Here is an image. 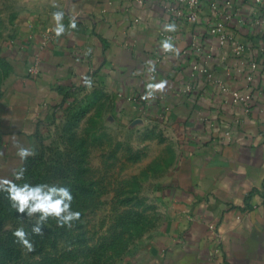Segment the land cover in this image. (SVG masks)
<instances>
[{
  "label": "crops",
  "instance_id": "crops-1",
  "mask_svg": "<svg viewBox=\"0 0 264 264\" xmlns=\"http://www.w3.org/2000/svg\"><path fill=\"white\" fill-rule=\"evenodd\" d=\"M42 6L60 9L23 22L5 94L12 141L33 133L51 106L87 86L88 77L128 110L166 118L180 147L169 191L174 223L154 264H264V31L237 28L247 46L240 58L208 34V0L197 24L177 17L175 0H44ZM236 6L249 20L252 2ZM61 10L66 30L58 37L52 13ZM73 17L75 29L68 27ZM168 23L177 30L165 32ZM167 36L179 56L162 50ZM250 60L260 65L253 80ZM36 62L39 73L29 75ZM160 80L166 89L142 99L147 85ZM234 92L242 99L235 102Z\"/></svg>",
  "mask_w": 264,
  "mask_h": 264
},
{
  "label": "rangeland",
  "instance_id": "rangeland-1",
  "mask_svg": "<svg viewBox=\"0 0 264 264\" xmlns=\"http://www.w3.org/2000/svg\"><path fill=\"white\" fill-rule=\"evenodd\" d=\"M43 2L0 0V180H12L24 164L17 146L31 148L44 158L43 170H59L39 184L69 188L71 209L81 217L71 228L49 217L42 235L32 231L40 213L6 219L0 264H154L174 223L169 191L181 153L166 118L128 110L105 88L77 86L51 106L33 133L11 139L5 94L23 22L38 11L60 9ZM20 227L33 251L14 235Z\"/></svg>",
  "mask_w": 264,
  "mask_h": 264
},
{
  "label": "clouds",
  "instance_id": "clouds-1",
  "mask_svg": "<svg viewBox=\"0 0 264 264\" xmlns=\"http://www.w3.org/2000/svg\"><path fill=\"white\" fill-rule=\"evenodd\" d=\"M55 6V5H54ZM64 17V12L55 11L52 13V19L56 22L53 31L56 36H60L65 32V26L61 23ZM69 28H76V20L73 17L68 25ZM165 32H174L177 30L175 23H168L164 25ZM161 48L164 52H172L176 56H179L180 49L175 47L172 43V37L167 36L161 42ZM150 71L155 72V64L151 61ZM85 84L90 88L91 80L88 77L84 78ZM167 80H160L157 83H149L147 85L148 91L142 97V99L148 100L155 97V93L163 92L167 87ZM35 152L31 148H26L22 145L17 146V155L23 160L30 155H34ZM23 169L16 174V179H21L23 176ZM6 186V187H5ZM0 188H3L8 193V198L12 201V206L17 209L21 214L27 213L28 216H32L36 213H40L35 225L33 226V233L42 235V225L48 220L49 217L56 219L58 226L72 227V222L79 220L81 217L80 211H73L71 209V201L73 196L71 191L67 187L47 186L45 184H39L31 186L28 183H24L23 186H19L12 180L4 179L0 180ZM45 188L47 190L45 191ZM14 235L19 239L21 244L28 250L33 251V243L27 238V233L23 227L17 228Z\"/></svg>",
  "mask_w": 264,
  "mask_h": 264
},
{
  "label": "built area",
  "instance_id": "built-area-1",
  "mask_svg": "<svg viewBox=\"0 0 264 264\" xmlns=\"http://www.w3.org/2000/svg\"><path fill=\"white\" fill-rule=\"evenodd\" d=\"M179 5L176 11L178 18L187 20L189 23L197 24L200 20L201 4L203 0H175ZM213 11V17L208 26V34L216 37L220 46H229L236 56L242 58L247 52V46L238 38L239 27L249 24L253 30L264 31V0H250L253 4V11L249 20H245L241 14V8L236 6L237 0H208ZM248 21V22H247ZM236 22V23H234ZM237 27H236V26ZM229 26L236 28L229 29ZM249 74L247 78L253 80L260 71V65L255 60H250ZM207 73L206 70H201ZM39 73V66L36 62L28 68L29 75ZM212 77V74H208ZM234 101L242 99L239 92H234Z\"/></svg>",
  "mask_w": 264,
  "mask_h": 264
},
{
  "label": "trees",
  "instance_id": "trees-1",
  "mask_svg": "<svg viewBox=\"0 0 264 264\" xmlns=\"http://www.w3.org/2000/svg\"><path fill=\"white\" fill-rule=\"evenodd\" d=\"M43 159L44 158L40 154L27 157L24 164L17 172L19 173L22 169L24 170L22 178L16 179L15 175L12 181L19 186H23L24 183L36 186L41 183V180H49L52 177L50 175L58 173L59 170L56 166H49L48 169L45 168V170H43L44 168L41 166L46 163ZM37 163H39V165H37ZM36 166L38 167V170L34 171ZM17 215H19V212L12 206V201L8 198V193L3 188H0V225L6 219Z\"/></svg>",
  "mask_w": 264,
  "mask_h": 264
}]
</instances>
